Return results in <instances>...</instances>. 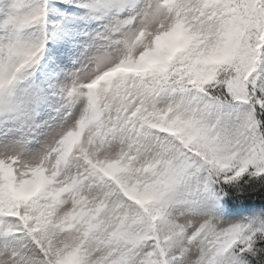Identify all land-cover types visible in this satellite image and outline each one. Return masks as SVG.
I'll use <instances>...</instances> for the list:
<instances>
[{"label": "snow or ice", "instance_id": "1", "mask_svg": "<svg viewBox=\"0 0 264 264\" xmlns=\"http://www.w3.org/2000/svg\"><path fill=\"white\" fill-rule=\"evenodd\" d=\"M0 264H264V0H0Z\"/></svg>", "mask_w": 264, "mask_h": 264}, {"label": "trees", "instance_id": "2", "mask_svg": "<svg viewBox=\"0 0 264 264\" xmlns=\"http://www.w3.org/2000/svg\"><path fill=\"white\" fill-rule=\"evenodd\" d=\"M50 16H51V13H50ZM49 27H50V28L52 27L51 23H50Z\"/></svg>", "mask_w": 264, "mask_h": 264}]
</instances>
